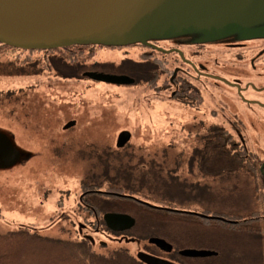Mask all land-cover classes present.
Listing matches in <instances>:
<instances>
[{
  "label": "rangeland",
  "instance_id": "rangeland-1",
  "mask_svg": "<svg viewBox=\"0 0 264 264\" xmlns=\"http://www.w3.org/2000/svg\"><path fill=\"white\" fill-rule=\"evenodd\" d=\"M205 24L198 29L182 28V25L176 24L163 33L153 35L148 41L163 48L172 45L195 48L200 45L222 51L224 54L216 57L220 62L216 66L218 74L242 78L243 81L252 79L250 75L254 72L251 67L243 64L244 59L241 61L237 58L241 55L250 57L257 52L253 49V42L261 38L227 30L220 20ZM258 25L255 22L248 26L255 28ZM202 34L209 39L198 43V36ZM237 37L248 44L246 49H228L224 46L228 40H238ZM134 46L112 49L99 45L94 56L75 72L57 69L56 66L50 74L40 77L32 76L35 73L30 71H16L8 75L7 66L4 72L1 69V73L10 80L17 78L9 82L1 80L0 84L7 89L8 95L18 99L21 93L18 90L24 88L28 91H25L27 94L23 104L18 102L14 110H3L0 113V131L23 153L21 162L14 168L0 170V234H6L8 239L27 237L25 234L31 230L19 226H29L37 234L45 235L43 238L50 243L44 244L43 249L31 241L21 243L23 245H19L15 252L0 254V264H73L63 247L54 243L63 240L69 243L68 246L74 245L77 248L74 252L75 264H87L90 260H97V264L107 262L101 254L98 253L97 257L89 251L92 248L91 242L81 245L84 241L76 239L72 224L50 227L55 213L60 214L59 203L66 209H76L82 184L91 178L101 180L105 177L117 181L131 173L135 180L142 177L152 180L157 174H174L180 182L185 181L191 186L192 183L202 181V177L187 173L184 169L186 162L182 159V155L197 151L194 122L199 121L208 126L217 124V129H227L231 135L236 136L232 124L228 123L231 112L226 106L232 94L227 81H218V85L208 83L215 96L208 97L198 112L171 107L162 95L156 97L155 91L146 84L147 65L143 64L146 58L142 54L149 51L145 47L142 49ZM2 55L7 58V53L3 52ZM224 59L228 62L225 63ZM92 73L126 76L135 85L95 82L88 77ZM165 77L162 75L156 82L160 87ZM261 80L254 78L252 84L259 88ZM255 81H259V84ZM202 86V82L197 85L200 90L204 89ZM32 89L35 91L32 92ZM252 90L249 89V92ZM241 91L243 95L248 94V87L242 82ZM12 111L14 117L11 116ZM210 111H216V117ZM239 115L243 120L251 118L257 125L251 131L242 129L241 133L262 137L246 140L245 145L251 153L264 158V113L240 110ZM72 121L76 125L67 129L65 126ZM207 125H202L203 131L199 137L204 138ZM122 131H129L132 137L129 145L118 149L117 140ZM192 139L194 144H191ZM237 148L240 149L239 145ZM99 158H104V164ZM148 163L157 166L156 173ZM180 163L183 166H179ZM229 166L217 157L216 171L211 178L212 182H208L214 195L212 199L206 196L204 188L193 191L182 183L176 190L165 194L174 198V201L168 197L164 201L163 195H153L151 193L154 191L145 187L143 190L148 193L143 197L127 191L125 195L187 213L213 211L227 216H239L262 210L263 202L256 199L250 189L253 180ZM145 168L149 173L143 171ZM143 172L145 176H142ZM103 187L108 190L110 185L103 183ZM113 209L128 212L121 210L119 205L117 208L113 206ZM129 214L134 215L135 211L130 210ZM39 228L45 230L40 232ZM175 231L186 239L194 234L196 246L208 248L217 254L212 258L214 264H264V235L213 227L210 229L198 224L175 228ZM109 246L112 247L111 244ZM129 246L134 249L133 245L125 247ZM109 248H104V253ZM118 260V264H133L127 256H119Z\"/></svg>",
  "mask_w": 264,
  "mask_h": 264
},
{
  "label": "flooded vegetation",
  "instance_id": "flooded-vegetation-1",
  "mask_svg": "<svg viewBox=\"0 0 264 264\" xmlns=\"http://www.w3.org/2000/svg\"><path fill=\"white\" fill-rule=\"evenodd\" d=\"M253 44V49L258 51L252 56L243 57V55H241L242 57L240 58H237L239 55L236 56L237 59H244L243 64L245 66L249 65L254 72L250 75L252 79H247L245 81H243L242 78H232L231 76H227L225 74H218L216 66L219 65L220 62L216 59V57L220 54H224V52L221 53L222 51L201 47L200 45L195 48H185L175 45L163 48L157 44L148 43V45H136L134 47H141L142 49L145 47L147 49L146 51H149L142 54V57L146 58L143 60V64L147 65V70L145 71V79L147 81H158L159 77L161 78L162 75L166 76L163 83H161V92H159V94L162 95L164 100H167V102L170 103L171 107L191 112H198L208 97L215 96V93L211 91L208 83L213 82L218 85V81H227L232 94L226 106L231 112L228 123L232 124V129L235 130L236 136L231 135L227 129H223L226 132V142L231 137V140L235 144L240 145L243 149H246L248 154L251 155L252 153L248 150L245 141L262 137L252 134L243 135L241 133L242 129L247 128V131H251L252 129H255L257 125L251 118L243 120V118L240 117L239 112L240 110H247L249 113H264V37L253 42ZM224 46L228 49L240 50L246 49L248 44L241 40L233 39V41L228 40ZM131 47L133 46H128L126 48ZM3 52L7 53V48L5 45L0 43V62L3 64L1 68L2 72L5 71V67L7 66V60L2 55ZM153 55L155 56L152 58ZM259 59L263 60L257 63ZM224 61L225 63L228 62L227 59H224ZM259 67L260 69H258ZM152 74H155L156 76L152 77ZM90 75L91 74H89L88 77ZM254 78H257L258 80L262 78L259 88H256V85L252 84ZM199 82H202V88L204 87V89L200 90L197 87ZM241 82L248 87V94L243 95L241 91ZM255 83L259 84V81H255ZM251 88H253V90L249 92V89ZM18 91L21 92L18 97L19 103L22 102L21 104H23V98H25L27 94L25 91L28 90L22 88ZM33 91L35 90L32 89V92ZM9 108L8 91L7 89L1 88L0 113L3 110L8 111ZM210 113L216 117V111H210ZM203 124L207 125L206 123ZM203 124H200L199 121H195L193 124V131L195 135L194 139L198 145L196 148L197 151L194 150L191 154L187 153L182 155V159L186 162L184 169L187 173L202 177V181L192 183L191 186L190 184H186L185 181L180 182L178 180V183L180 185L182 183L183 186L190 188L193 191H200L198 190L199 188H204V192L207 193L206 196H208L209 199H212L214 195L211 193L212 189L208 182H212L211 178L213 177V173L216 171V138H214L213 135L216 134L215 132L218 126L217 124H211L212 126L207 125V133L204 138H201L199 136L203 131V128H201ZM194 139H192L191 144H194ZM206 145H210L208 152L205 151ZM19 151L20 153L22 152L21 150ZM21 154L23 155V153ZM253 155H256L257 159L261 161L260 170L261 173L264 174V158L257 153H253ZM99 160L102 163L105 161L104 158H99ZM181 163L179 166H183ZM149 166L154 173L157 172V166L153 165V163L149 164ZM102 173L105 174V171L103 170ZM103 178L105 179V177ZM103 178H101V180L96 178L85 180L86 182L82 184L81 193L76 203V209H66L59 203L60 214L56 215L55 213V216H52V227L54 228L56 225L65 226L67 224H72L76 239L82 240L85 243L92 242L93 240L95 243H93V245L91 243V245L92 247H96L95 249H97L98 245L104 248H109V245L111 244L112 247L108 249L109 251L107 253H104V251L99 252L103 259H106L109 262H115V260H118V255H121L130 257L133 264H146L138 258V254L142 252L172 264H214L212 259L213 256L198 257L186 255L189 253H186L185 251L203 250L211 252V250L196 246V237L194 234L190 236L189 239H186L185 237L178 235L175 228L178 229L185 225L194 226L195 224H198L208 226L211 229L212 227L215 228L212 224V222H215V219H207L198 215H185L184 213L176 212L180 210H176L175 208L169 206H159L158 204L155 206L150 203L147 205L145 204L147 202L137 200L138 198L136 197L137 199L131 200L136 205L143 206L145 208V213L147 214L146 218H139L138 216L124 213L132 216L136 223L130 230L122 232L115 231L106 225L104 216L106 213L122 212H105L104 204L106 202H112L115 198L122 199L123 197H119V195L125 194L104 189ZM166 208L175 211H167L165 210ZM153 211L165 213V216H162L161 218L153 216ZM202 213L205 214L204 212ZM181 215H184L185 217L183 218ZM139 220L143 222L139 223ZM152 238H159L168 242L172 246L171 251H166V249H162L157 245L150 243V239ZM126 245H133L134 249L130 246L126 248ZM130 249H132V251Z\"/></svg>",
  "mask_w": 264,
  "mask_h": 264
},
{
  "label": "water",
  "instance_id": "water-1",
  "mask_svg": "<svg viewBox=\"0 0 264 264\" xmlns=\"http://www.w3.org/2000/svg\"><path fill=\"white\" fill-rule=\"evenodd\" d=\"M213 20H220L232 32L263 38L264 0H0V43L32 51L88 43L113 48L148 45L150 37L176 24L198 29ZM255 22L259 23L257 27L248 26ZM198 38V43L209 39L205 34ZM90 77L113 85L133 83L126 76L91 74ZM75 124L70 122L66 128ZM131 137L129 131L120 133L117 147L123 148ZM21 153L0 132V170H10L19 164L23 158ZM176 212L227 221L222 217ZM104 220L108 227L121 232L132 229L136 223L130 215L118 213H107ZM150 243L166 251L172 249L163 239L152 238ZM185 252L198 257L217 255L212 251ZM138 258L146 264H172L142 252Z\"/></svg>",
  "mask_w": 264,
  "mask_h": 264
},
{
  "label": "trees",
  "instance_id": "trees-1",
  "mask_svg": "<svg viewBox=\"0 0 264 264\" xmlns=\"http://www.w3.org/2000/svg\"><path fill=\"white\" fill-rule=\"evenodd\" d=\"M7 48V74H15L16 71L25 73L27 71H30L31 73L34 72L32 76H45V74H50L53 70L59 68L63 69H69L71 71H78L80 70L82 64H84L86 61L90 60L95 53V49L99 46L94 43H88V44H82L78 46H71L67 48H60V49H54V50H21L18 48H14L8 45H5ZM101 46V45H100ZM115 49L113 47H108ZM118 49V47H116ZM2 62H0V82L2 79L4 81H11L17 78H10L3 73H1L2 68ZM55 65V66H54ZM57 66V67H56ZM6 68V67H5ZM19 75V74H17ZM12 76V75H11ZM157 80H151L148 81L146 84L148 85V88L155 91V96L161 92V87L159 86V83H156ZM135 85V83H134ZM133 86V85H128ZM2 88V84H0V89ZM157 97V96H156ZM19 102V99L13 97L12 95H9V106L11 110H14L13 107H16ZM11 116H13V111L11 113ZM223 129H216V134L213 135L214 138H216V145H215V152L217 154V157H220L223 162H227L229 167L234 168L235 171L239 172L240 175L245 176L246 178H250L253 180V185L250 186V189L252 193L255 195L254 197L261 202H264V174L261 173L260 166L261 161L257 159L256 155H253V153L250 155L246 151V149H243L240 147L237 148V144H235L231 137L226 142V132ZM209 147H206V152L209 151ZM249 155V156H248ZM150 163V162H149ZM149 163L147 164L149 166ZM146 173H149L146 168L143 170ZM143 172L142 176H145V173ZM123 178V179H122ZM179 178L176 177L174 174L165 175L158 174L155 176L152 180H147L146 178L142 177L138 180L132 178L131 173L125 174V176L120 177L117 181L114 179L110 180L109 178H106L104 183H107L110 185L109 191H115L118 193L126 194L125 191L129 192L130 194H136L138 196H145L148 192H144L143 187L146 189H149L151 194L157 196L163 195V200L166 201L165 198L168 197L171 201H174V198H172L170 195H165L168 191L176 190L177 186H180L178 183ZM119 205L121 210H126L129 213V211H135L134 216H138L139 218L144 217L146 218L145 208L143 206L136 205L131 199L128 198H122L118 199L115 198L112 202H106L104 204V210L105 212H121L117 211V209H113V206ZM205 214L214 215V216H221L229 221L234 222H228V221H222V220H214L215 222H212V224L215 226V228L219 229H227V230H233V231H239L242 233H251V234H263L264 235V208L259 211H252L251 213L247 215H224L220 214L218 212L213 211H203ZM123 213V212H122ZM2 214H0L1 216ZM153 216L156 217H162L165 216V213L162 212H152ZM186 215V214H185ZM194 216V215H191ZM181 217H185L184 215H181ZM194 218V217H193ZM195 219V218H194ZM140 221V220H139ZM236 221V222H235ZM143 222V221H142ZM263 225V227H257V225ZM27 228L28 231L24 236H20L19 239L11 238L8 239L9 236L6 234H0V254L2 253H12L17 250V247L19 245L25 244L26 241H31L34 243V245H40L37 246L39 249H43V245L50 243L49 240L44 239L45 235L43 234H37L36 230H32L29 226H19ZM52 227V225L50 226ZM40 232H43L45 228H39ZM31 237V238H30ZM23 243V244H21ZM57 246H62L63 250L68 253L71 257V260L75 264V250L77 249L74 245L68 246L69 243L66 242V240L63 241H54ZM85 242L81 243L83 246ZM71 249H68V247ZM101 249H95L91 248L89 250L93 255L98 257V253L104 251V247L98 245ZM36 248V247H35ZM61 248V247H60ZM67 248V249H66ZM100 254V253H99ZM121 255H118V257ZM90 257L93 256L90 254ZM106 260V259H105ZM98 261L96 260H90L87 264H97ZM102 263V262H100ZM119 260H115V262L112 261H103L102 264H118Z\"/></svg>",
  "mask_w": 264,
  "mask_h": 264
}]
</instances>
